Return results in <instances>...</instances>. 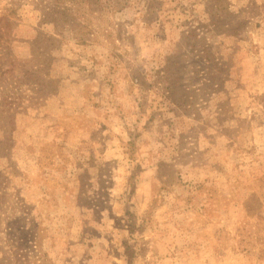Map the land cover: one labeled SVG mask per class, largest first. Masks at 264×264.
<instances>
[{"label":"rangeland","instance_id":"1","mask_svg":"<svg viewBox=\"0 0 264 264\" xmlns=\"http://www.w3.org/2000/svg\"><path fill=\"white\" fill-rule=\"evenodd\" d=\"M0 264H264V0H0Z\"/></svg>","mask_w":264,"mask_h":264}]
</instances>
